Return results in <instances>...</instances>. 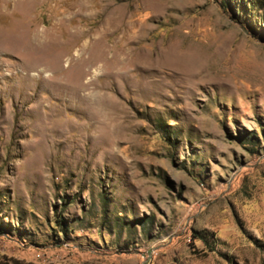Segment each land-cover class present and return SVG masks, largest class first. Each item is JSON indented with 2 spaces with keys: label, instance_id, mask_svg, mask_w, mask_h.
<instances>
[{
  "label": "rangeland",
  "instance_id": "rangeland-1",
  "mask_svg": "<svg viewBox=\"0 0 264 264\" xmlns=\"http://www.w3.org/2000/svg\"><path fill=\"white\" fill-rule=\"evenodd\" d=\"M0 264H264V0H0Z\"/></svg>",
  "mask_w": 264,
  "mask_h": 264
}]
</instances>
